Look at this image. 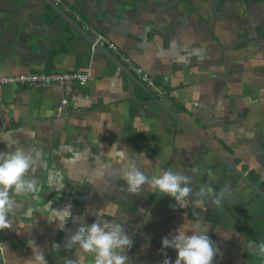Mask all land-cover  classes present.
I'll list each match as a JSON object with an SVG mask.
<instances>
[{"label":"crops","instance_id":"crops-1","mask_svg":"<svg viewBox=\"0 0 264 264\" xmlns=\"http://www.w3.org/2000/svg\"><path fill=\"white\" fill-rule=\"evenodd\" d=\"M50 1L58 9L0 0V77H91L84 86L0 84V152L31 153L28 176L38 188L15 197L13 228L0 230L8 249L0 264H32L30 240L48 264H94L66 242L97 219L131 236L130 264H161L162 238L196 228L219 249L213 264H264L248 247L264 243V198L209 149L264 194V0ZM68 18L105 35L116 59L128 57L169 96L156 98L134 73L93 52ZM129 162L148 176H190L194 195L173 208V198L147 185L129 194L121 179ZM204 186L224 194L219 206L199 196ZM164 252L174 264L176 251Z\"/></svg>","mask_w":264,"mask_h":264},{"label":"clouds","instance_id":"clouds-1","mask_svg":"<svg viewBox=\"0 0 264 264\" xmlns=\"http://www.w3.org/2000/svg\"><path fill=\"white\" fill-rule=\"evenodd\" d=\"M31 153L17 148L12 152H0V230L12 229L13 221L9 218L14 214L17 205L15 197L28 196L38 192L37 183L30 179L28 174L33 168ZM199 168L194 167L193 173H199ZM121 179L126 183V191L131 195H139L142 186L147 185L148 191H159L175 200L171 207L184 208L189 198L194 195L191 187L192 178L171 169L164 170L158 175H145L134 163L129 162L127 168L121 172ZM199 196L209 197V203L215 206L221 204L223 193L217 194L211 186L201 187ZM38 199V196H33ZM199 201H193L198 204ZM70 215V213H69ZM161 252L164 259L161 264H172L164 249H174L177 253L174 264H213L214 258L219 255L208 235L202 228L194 229L191 234L177 231L161 240ZM33 249L32 264H48L43 250L36 245L34 240L28 241ZM78 246L84 253L91 254L94 264H130L131 258L128 251L133 246V240L123 226L119 223H109L97 219L90 225L82 223L66 242V247L72 249ZM249 249L264 256V243L256 244L255 241L248 245ZM7 246L0 243V252L7 251ZM67 264H77L68 260Z\"/></svg>","mask_w":264,"mask_h":264},{"label":"built area","instance_id":"built-area-1","mask_svg":"<svg viewBox=\"0 0 264 264\" xmlns=\"http://www.w3.org/2000/svg\"><path fill=\"white\" fill-rule=\"evenodd\" d=\"M59 1V0H58ZM77 21L81 23V27L84 31L90 33L93 36L92 51L95 52V48L98 45L106 48L111 53H116L118 47L113 44L105 35L95 31L83 22L79 18ZM120 62L126 67L127 70L134 73L137 79L143 83L147 88L152 89L156 98L161 99L162 97L169 96L166 91L156 88L154 81L150 75L143 71L142 68L136 66L128 57H121ZM91 74L87 71H75L61 74H45V73H28L13 76H2L0 77L1 85H20L28 86L33 88H48L51 85L58 84L61 86L68 84H77L84 86L90 80ZM60 108L57 109V116H60Z\"/></svg>","mask_w":264,"mask_h":264},{"label":"water","instance_id":"water-1","mask_svg":"<svg viewBox=\"0 0 264 264\" xmlns=\"http://www.w3.org/2000/svg\"><path fill=\"white\" fill-rule=\"evenodd\" d=\"M48 1V3L50 4V6L53 5L54 9H58L55 8L56 6L54 4H52V2L50 0H46ZM60 14H62L61 12H59ZM64 15V14H62ZM69 19V18H68ZM69 21L72 22L73 25H76L77 28H79V30L83 33V36L89 37V39L87 38V40L89 41L90 44L93 43V39L91 36H89L87 33H85L73 20ZM97 52H100L101 54H103L104 56H106L111 62H113L118 68L126 71L128 73V75H130L132 78H134L133 74H131L124 66L123 64L115 58L114 55H112L111 52H109L106 48L102 47L101 45H98L96 47ZM156 103L158 104H162L161 101L159 100H155ZM180 122V120H179ZM185 126V125H184ZM210 151L221 161L223 162V164H225L227 166V168L229 170H231V172H233L242 182H244L245 184H247L252 190H254L256 193L260 194L261 196H263L264 198V194L262 192H260L252 182H250L240 171H238L236 168H234L230 163H228L223 157H221L219 154H217V152H215L213 149L209 148Z\"/></svg>","mask_w":264,"mask_h":264}]
</instances>
